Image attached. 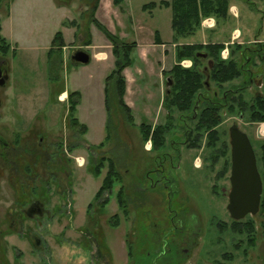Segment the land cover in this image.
<instances>
[{
  "label": "rangeland",
  "instance_id": "obj_1",
  "mask_svg": "<svg viewBox=\"0 0 264 264\" xmlns=\"http://www.w3.org/2000/svg\"><path fill=\"white\" fill-rule=\"evenodd\" d=\"M93 2L2 0L0 4V28L3 27L0 36L10 45L8 51L4 49L10 70L6 86L0 88V132L9 144L18 137L26 139L30 132H38L37 136L43 135L52 154H56L54 145L61 144L59 153L63 154L54 160L60 158L64 167L50 170L66 171L69 175L64 182L62 177L52 176L47 180L39 176L28 179L16 176L13 170L10 174L0 166V264H264V216H247L235 222L226 209L231 168L229 128L237 125L247 134L260 171L259 146L264 141V131L259 130L264 128V123L248 122L247 113L238 116L236 112L223 111L222 122L217 127L220 140L215 147L208 148L205 139L193 143L194 123L189 120V113L174 110L163 148H154L150 139L147 142L151 146L146 148L147 142L138 130L145 123L138 111L140 103L136 104L133 114L134 125L126 121L119 108H114L115 99L108 119L104 108L103 71L94 67V60L84 66L72 65L69 61L74 50L92 55L91 37L99 49L107 41L91 24ZM126 2L125 15L118 12L113 15L117 23L121 20L128 24V16L150 20L166 36L169 9L157 6L160 9L150 14L151 10H143V5L150 1ZM231 3L238 17L212 18L213 28L209 25L212 20L208 19L209 27H204L212 29L206 31V43L231 42L227 48L232 44L253 47L255 43H262L264 0H230ZM102 14L100 9L99 20L96 12L93 17L105 26L110 25ZM234 29L241 36L235 37L238 32ZM57 32L62 33L67 46L50 67L46 62L47 51ZM147 37V34L140 36L142 41ZM192 38L179 39L175 46L203 41L197 37L192 42ZM4 47L0 43V50ZM225 51L221 52L222 59L229 56V50ZM209 61L208 57L203 59L202 65L207 68ZM179 64L190 68L192 62L183 60ZM259 68L258 63L257 68L251 67L255 74ZM167 73L163 74L165 92ZM51 78L56 81L51 82ZM260 84L259 80L248 89L244 99L249 101L257 93H263ZM210 85L213 95L216 87ZM66 87L81 91L82 101L74 117L87 127L84 135L70 127ZM151 91L149 96L157 95L156 90ZM63 94L65 98L61 100ZM147 102L148 107L144 109L151 111L157 98L153 96ZM168 114L163 108L160 124L169 122ZM106 122L110 141L95 154L89 146L103 141ZM92 155L112 159L121 176V183L112 189L106 207H101L100 202L105 194L98 202L94 199L106 167L99 177L93 176ZM77 158L84 160L81 166L76 164ZM197 159L201 161L199 168L194 167ZM17 162L25 166L29 158H17ZM38 162L39 159L35 161ZM42 171L39 168L40 175ZM121 186L126 217L116 197ZM34 203L39 206L40 214L20 213L23 206L26 211ZM113 215L118 216L117 226L112 225ZM246 223L256 228L252 248L248 247L245 235L234 232Z\"/></svg>",
  "mask_w": 264,
  "mask_h": 264
},
{
  "label": "trees",
  "instance_id": "obj_2",
  "mask_svg": "<svg viewBox=\"0 0 264 264\" xmlns=\"http://www.w3.org/2000/svg\"><path fill=\"white\" fill-rule=\"evenodd\" d=\"M91 8V24L100 31L111 45L112 56L114 58V66L111 73L105 78L104 86V105L107 118H110L111 110L119 108L130 125H134L130 108L124 102L125 95V78L123 71L132 64V55L136 48V43H126L117 35L112 34L102 23L94 19V13L98 9L100 0H93ZM124 0H113V6H120ZM143 5V10H153L157 6L169 9L171 12V29L173 32V43H177L179 39L192 38L200 30L202 21L206 18H214L227 20L230 16V0H160L158 4L151 0ZM2 0H0V3ZM67 4L68 0H65ZM1 31V28H0ZM155 44H161L154 34ZM0 43L5 45L3 50L8 51L10 45L0 36ZM90 45V44H87ZM228 46L229 56L222 59L221 52L225 49L224 43H196V44H179L175 46L176 64L168 71L169 76L166 79L165 96L163 98L162 107L169 113L168 123L159 124L154 127L142 123L138 126V130L146 143L149 139L153 143L154 148H163L166 134L170 131L172 125L171 113L175 110L180 113H189L188 118L194 123L193 143L205 139L206 146L213 148L220 140L217 127L222 122V112L228 114L237 113L238 116H244L247 113V120L250 123H264V43H255L253 47H243L241 45ZM65 43L61 32H57L51 41L50 48L47 52V62L50 67L52 62L60 59V54ZM231 47H233L231 49ZM231 50V51H230ZM4 51V52H5ZM204 51V52H202ZM14 53V51H13ZM199 53L207 54L209 62L207 70L203 64V59L197 57ZM183 60H190L192 65L190 68H183L179 63ZM60 62V61H59ZM260 65L259 73L252 72L251 67ZM50 71V68H49ZM53 72V71H50ZM165 74V73H164ZM261 75L260 82L262 84L263 93H257L249 101L244 99V93L252 88L257 80V75ZM240 80L237 85L234 81ZM56 79L51 78V82ZM259 83V81H258ZM210 84L216 87V91L211 95ZM260 84V85H261ZM257 85V84H256ZM69 100L68 120L70 127L77 129L81 135L87 133L85 125L81 124L75 117L76 107L79 103V94L76 92L68 93ZM116 100V105L112 107V100ZM106 135L102 142L98 145H90L89 150L97 154L98 150L110 141L108 131V122L105 125ZM259 131H264L260 128ZM260 164L259 171L262 180V196L260 201L259 215L264 216V141L260 143ZM91 173L95 177H99L104 167L106 173L102 179L101 185L94 197L95 201L105 194L110 193L115 185L121 183V176L117 172L115 163L110 158H97L93 155ZM124 188L121 186L117 192L119 208L124 216H127V210L123 204ZM102 204L107 202V199ZM103 205L101 207H103ZM91 207V206H90ZM118 216L112 218V225L117 226ZM236 222V221H235ZM264 228V224L262 225ZM236 233L245 235L248 238V247L255 245L254 238L256 228L252 223H246L234 230Z\"/></svg>",
  "mask_w": 264,
  "mask_h": 264
},
{
  "label": "crops",
  "instance_id": "obj_3",
  "mask_svg": "<svg viewBox=\"0 0 264 264\" xmlns=\"http://www.w3.org/2000/svg\"><path fill=\"white\" fill-rule=\"evenodd\" d=\"M112 1L113 0H108V1L100 0L99 7L96 10L97 15L95 16L98 17L99 11L101 9V11H103V14H104V15L102 14L103 19H108V21H110V25L109 23H106V26L105 25L104 26L111 33L117 34L119 38L122 41L124 40V42L126 43H132V42L136 43L135 52L132 55V64L129 67L125 68L123 71V76L125 78V84H126L124 102L130 108L132 117H133L135 108L137 107L136 104L140 103V106H138L139 107L138 111L141 116L143 115L142 120H145V123L147 125H151L152 127H154L160 124L159 118L163 114L162 103H163V98L166 93L165 85L163 81L164 79L163 74L169 71L172 68V66L175 65L176 63L175 43H173V32L171 29V24L169 22V29L166 30L167 31L166 36L163 37L161 30L157 29L150 22V20L147 21L145 19H141V18L138 19V18L128 16L127 17L128 24L123 23L121 20L119 23H117L113 15H115L114 13H117V12L119 13V15H123V14L125 15L124 6L127 2L126 0H124L120 6L116 7V6H113ZM165 1H169V0H165ZM230 6H231L229 9L230 16L237 18L238 17L237 9L232 3ZM156 9H160V8L159 7L154 8L153 10L149 11L150 14ZM113 19L115 21H113ZM208 19L212 20L213 22L212 28H213L215 20L212 18H207L205 20H208ZM66 20H69V19H66ZM98 20H99V17H98ZM170 20H171V16H170ZM2 28L3 27L1 26V30ZM73 28H69V29L74 30ZM212 28H206L202 25V29L196 33L194 38L198 37L197 39H202L203 41H197V40L196 41L198 43L206 44V40H205L206 31L211 30ZM234 30H237L238 34H240L241 36V32L238 29H234ZM233 31L230 33V35L233 34ZM155 33L157 34V38L161 42V44H155V37H154ZM145 34L148 35L147 40L142 41L140 36L145 35ZM128 38L132 41H125ZM194 38H192L193 39L192 42H194L195 40ZM92 41L93 40L91 37L90 47L92 50L94 49V52L90 56L91 57L90 64L94 60V67H98L103 71L102 76L105 79L111 73V71L113 70V66H114V58L112 56L111 45L109 44V42L106 41L104 42L103 48L99 49L93 45ZM210 42L211 43H224V44L226 43V42L214 41V40ZM262 43H264V40ZM227 44H231V42L226 43L225 46ZM65 45L67 46V44ZM225 49L228 50L227 46ZM251 70L253 73H255L253 69ZM260 70L261 69H259L258 73L260 72ZM260 77H261L260 74L256 76L255 79L257 80V83L260 80ZM150 85H151V88H150ZM153 89L156 90L157 95L154 93L152 94V96H149L151 94H148V92H152L151 90ZM72 92H76L79 94L80 100L76 107V110H77L78 106L80 105L82 101V94H81V91H78V90L70 91V89L66 87L65 95H68V93H72ZM65 95L63 94L61 99H64ZM153 96L154 98H157L156 105H154L151 111L149 109L145 110L144 107H148L147 101L149 99H153ZM104 108H105V105H104ZM133 121H134V118H133Z\"/></svg>",
  "mask_w": 264,
  "mask_h": 264
},
{
  "label": "water",
  "instance_id": "obj_4",
  "mask_svg": "<svg viewBox=\"0 0 264 264\" xmlns=\"http://www.w3.org/2000/svg\"><path fill=\"white\" fill-rule=\"evenodd\" d=\"M197 57L206 59L207 54L199 53ZM90 55L82 50H74L69 61L72 65H87ZM211 63L209 62V67ZM206 71L207 68H204ZM6 78L0 77V87L5 85ZM1 104V102H0ZM258 137H261L258 132ZM231 175L227 211L234 221H241L246 216L259 213L263 191L262 180L257 168L256 156L246 133L237 125L229 128Z\"/></svg>",
  "mask_w": 264,
  "mask_h": 264
},
{
  "label": "flooded vegetation",
  "instance_id": "obj_5",
  "mask_svg": "<svg viewBox=\"0 0 264 264\" xmlns=\"http://www.w3.org/2000/svg\"><path fill=\"white\" fill-rule=\"evenodd\" d=\"M3 52L4 50L3 48H1L0 50V77L6 78L5 85L3 86L5 87L9 79L10 68H9L8 61L5 59L7 54ZM3 87H0V88H3ZM0 108H1V104H0ZM38 134H39L38 132L37 133L30 132L27 135L26 139L18 137L17 139H14L12 141L13 144L11 143L9 144L5 140L2 133L0 132V166L1 168H4L5 170L7 169L6 171H8L10 174L13 170L15 171L16 176H19V177L25 176L28 179L29 177L32 178L34 176L35 177L39 176L47 180L48 178H50V176H52L54 178L62 177V181L64 182V180H66L69 177L66 171L60 172L57 170H54V171L50 170V168L64 167V164L62 163L60 158H57L54 160L55 156L61 157V155L63 154L62 152L59 153L62 149V145L55 144L54 146H55L56 154H52L51 150H49L50 146L48 147L47 144L44 143L43 135L40 134L39 136H37ZM25 156L29 158V162L25 166H22V163L17 162V158H19L20 160V159H23ZM35 159L36 160L39 159V162L35 163L36 161ZM200 165H201L200 159H198L197 162H194L195 168H199ZM32 166H36V167L33 168ZM30 168L33 170L35 169L36 171L34 172ZM39 168L43 170L42 171L43 175L39 174ZM230 175H231V168H230ZM161 179L165 180L164 178H161ZM110 194L111 192L105 193L106 196L103 199V202L105 199L108 200V198H110L109 197ZM28 205L29 204H26L25 206H28ZM107 205H108V202H106L103 206L106 207ZM23 208L24 206L20 209L21 210L20 213H22L23 215L25 214L30 215L31 213H28V211L38 212L40 214L39 206H37V203H34L30 207H28L26 211L25 210L23 211ZM226 209H227V206H226Z\"/></svg>",
  "mask_w": 264,
  "mask_h": 264
},
{
  "label": "built area",
  "instance_id": "obj_6",
  "mask_svg": "<svg viewBox=\"0 0 264 264\" xmlns=\"http://www.w3.org/2000/svg\"><path fill=\"white\" fill-rule=\"evenodd\" d=\"M210 20H205V21H203L202 23V25L203 26H206V27H209V25L211 26V25H213V22L212 23H210L209 25L207 24V22H209ZM211 22V21H210ZM238 35L239 34H237V35H235V37H237L238 38ZM226 51H227V49H225ZM225 51V53H227ZM224 53V52H223ZM223 59H226V57L225 58H223ZM181 65L183 66L184 64L183 63H181ZM150 146H151V143L150 142H147V144H146V148H150ZM76 160V164L78 165V166H81L82 164H83V159H81V158H77V159H75ZM198 161V159L195 161V162H197Z\"/></svg>",
  "mask_w": 264,
  "mask_h": 264
}]
</instances>
